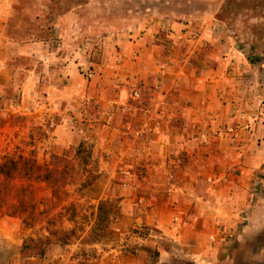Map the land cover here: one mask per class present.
Returning a JSON list of instances; mask_svg holds the SVG:
<instances>
[{
    "label": "crops",
    "instance_id": "obj_1",
    "mask_svg": "<svg viewBox=\"0 0 264 264\" xmlns=\"http://www.w3.org/2000/svg\"><path fill=\"white\" fill-rule=\"evenodd\" d=\"M92 2L49 15L60 47L77 10ZM16 5L0 0V81L20 71L19 108L60 118L56 144L69 143L60 134H74L71 119L97 127L92 155L112 153L123 177L131 168L136 186L120 192V208L132 225L154 232L155 264H264V67L220 43L209 24L189 44L195 52H181V27L159 21L142 24L135 42L127 29L106 26L97 64L83 55L76 62L51 40L8 42ZM168 29L174 33L157 34ZM10 47L26 57L21 69L7 60ZM129 87L141 91L139 102ZM111 264L142 263L120 256Z\"/></svg>",
    "mask_w": 264,
    "mask_h": 264
},
{
    "label": "rangeland",
    "instance_id": "obj_2",
    "mask_svg": "<svg viewBox=\"0 0 264 264\" xmlns=\"http://www.w3.org/2000/svg\"><path fill=\"white\" fill-rule=\"evenodd\" d=\"M16 1L6 22L7 41L51 40L54 47H60L62 39L58 42L50 37L49 15L60 16L67 6L90 0H44L46 7H37L34 0ZM24 9L28 10L25 15ZM77 12L78 22L69 27L70 37L63 40L65 48L60 47L64 54L65 50L73 51L76 62L84 56L97 64L99 32L106 26L127 29L129 40L135 42L137 36L141 38L142 24L159 21L181 27L176 39L181 52L198 39L199 26L209 24L210 31L223 36L220 43L228 40L251 64L264 67V0H93ZM166 32L174 33L168 29L157 34ZM29 36L32 37L26 38ZM189 50L195 52L193 46ZM16 51L10 47L7 60L21 69L26 57ZM23 83L20 71L13 81H0V163L5 158L27 156L42 166L55 155L70 166L57 179H50L58 180L55 186L15 181V190L27 191L14 190L7 204L0 208V264H111L120 256L155 264L158 260L153 247L154 232L132 225L129 216L121 212L120 192L136 186L131 181V168L126 167L123 177L112 153L98 151L92 155L97 127H88L76 119L70 121L75 129L72 136L60 134L69 143L56 144L55 126L60 118L49 112L41 115L33 109L20 110L18 101ZM131 90L132 87L127 88L128 97ZM126 177L129 183L124 180ZM20 198L25 205L23 219L9 215L12 212L9 206H16ZM46 231L50 235L43 256L23 258L22 241L47 237ZM61 232L68 233L66 239Z\"/></svg>",
    "mask_w": 264,
    "mask_h": 264
},
{
    "label": "trees",
    "instance_id": "obj_3",
    "mask_svg": "<svg viewBox=\"0 0 264 264\" xmlns=\"http://www.w3.org/2000/svg\"><path fill=\"white\" fill-rule=\"evenodd\" d=\"M69 166V162H66L55 155L50 156L48 163L42 166L38 165L32 157L18 156L17 158H5L0 163V208L7 204L8 198L13 194L16 180L23 182L26 181L28 184L43 183L47 185L48 183H51V185L55 186L57 185L58 180L50 181V179H57L62 173H64V168ZM15 191H22L25 193L27 189L22 188L20 191ZM9 207L12 210L9 215L21 217V219H23L25 205L22 204L21 198L16 206ZM46 233L47 237L23 240L20 249L21 256L23 258L33 256L42 257L45 247L49 242L48 236L50 235V232L46 231ZM53 233H55L54 235H57V232ZM67 234L68 233L66 232H61L60 235L63 239H66Z\"/></svg>",
    "mask_w": 264,
    "mask_h": 264
},
{
    "label": "built area",
    "instance_id": "obj_4",
    "mask_svg": "<svg viewBox=\"0 0 264 264\" xmlns=\"http://www.w3.org/2000/svg\"><path fill=\"white\" fill-rule=\"evenodd\" d=\"M140 36H137L135 40H137ZM129 97L132 101L134 102H139L141 99V91L138 88H134L130 91L129 93ZM222 132H217L216 136H218V134H220ZM142 134V132H136V136H140Z\"/></svg>",
    "mask_w": 264,
    "mask_h": 264
}]
</instances>
